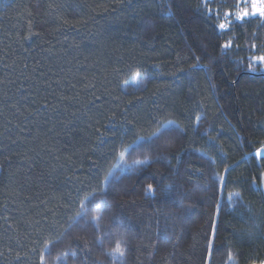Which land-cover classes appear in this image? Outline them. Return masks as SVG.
Segmentation results:
<instances>
[{"label":"trees","instance_id":"1","mask_svg":"<svg viewBox=\"0 0 264 264\" xmlns=\"http://www.w3.org/2000/svg\"><path fill=\"white\" fill-rule=\"evenodd\" d=\"M203 1L0 4V264L264 262V17Z\"/></svg>","mask_w":264,"mask_h":264},{"label":"snow or ice","instance_id":"2","mask_svg":"<svg viewBox=\"0 0 264 264\" xmlns=\"http://www.w3.org/2000/svg\"><path fill=\"white\" fill-rule=\"evenodd\" d=\"M251 8H252L251 12H249L246 8L242 12H238L236 14V19L237 20H243L246 16H249V15L255 16L257 13H259V15L261 17H264V0H252ZM227 15L228 14H226V16ZM230 23H231V21H229L228 23L221 22L218 24V28L221 30H226L229 27ZM230 46H231V42H228L224 45L225 48H228ZM254 59L258 60L261 64H264V56L255 57ZM248 67L252 71L256 70L255 67L253 66V64H249ZM143 80H144V76L141 74V72L137 71L133 74V76L131 77L130 80H125L124 83H125V85L133 84V85L139 86L143 83ZM196 119L198 121L199 117H197ZM173 123H174L173 121H169L170 125ZM166 131H168L167 128L161 129L159 132L153 133V136H159L162 132H166ZM141 139H143V138H141ZM148 139H151V137H149ZM131 147L132 146L129 145V148H131ZM127 151H128V149H125L124 151L120 152V154H119L120 161L124 160L125 152H127ZM260 155H261V150H257L256 156L259 157ZM135 163L136 164H146V163H148V161L147 160H137V161H135ZM225 171H227V169H225ZM111 175H113V173L110 171L108 173V176H111ZM108 176H106L104 178L105 183L108 182ZM220 181H221V184L223 185L224 178L222 176L220 177ZM147 190H148V193H152L154 191L153 185L148 184ZM239 195H240L239 193H229V195H228L229 202H234L233 197H239ZM81 207L83 208V207H85V205L82 204ZM96 208L97 209L99 208V204H96ZM93 219L99 220L100 217L96 216V217H93ZM214 236H215V232L213 231V238H214ZM212 250H213V241H212V239H209L208 245H207V254H208L209 258L212 255ZM108 254L112 255L114 257L118 256L122 259L125 256V250L122 248L121 243L117 242L115 248L112 250V252H110ZM58 259H59V257H58ZM229 259L230 260L232 259L231 254L229 255ZM41 260L43 261V256H41Z\"/></svg>","mask_w":264,"mask_h":264},{"label":"rangeland","instance_id":"3","mask_svg":"<svg viewBox=\"0 0 264 264\" xmlns=\"http://www.w3.org/2000/svg\"><path fill=\"white\" fill-rule=\"evenodd\" d=\"M206 1H209V0H204L203 2H206ZM4 3V0H0V4H3ZM251 4H252V0H251ZM259 15V13H257ZM120 165V162L118 163V166ZM127 167H122V169H125ZM263 194H264V184H263ZM259 264H264V262L262 263H259Z\"/></svg>","mask_w":264,"mask_h":264}]
</instances>
